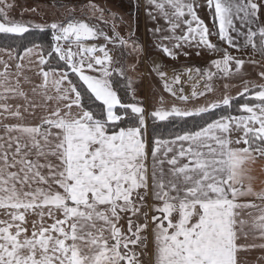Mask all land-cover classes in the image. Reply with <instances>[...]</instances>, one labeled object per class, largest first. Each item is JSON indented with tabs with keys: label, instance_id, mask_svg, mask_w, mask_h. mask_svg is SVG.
<instances>
[{
	"label": "snow or ice",
	"instance_id": "6c2138e0",
	"mask_svg": "<svg viewBox=\"0 0 264 264\" xmlns=\"http://www.w3.org/2000/svg\"><path fill=\"white\" fill-rule=\"evenodd\" d=\"M141 7L159 57L98 0L51 19L0 0V264H247L264 251V189L247 167L264 160V0H131L134 21ZM34 33L51 40L16 43ZM126 49L151 59V107ZM193 52L210 59L180 63Z\"/></svg>",
	"mask_w": 264,
	"mask_h": 264
},
{
	"label": "crops",
	"instance_id": "0c3cea01",
	"mask_svg": "<svg viewBox=\"0 0 264 264\" xmlns=\"http://www.w3.org/2000/svg\"><path fill=\"white\" fill-rule=\"evenodd\" d=\"M98 2L103 4L105 7L109 8L111 12L116 13L117 15H122L124 17L123 23L119 21L117 22L118 29L123 35L126 36L128 34L129 25H131L135 29L136 37L139 39L140 43H141V37L143 40L147 38V40L150 41L151 50L150 49L147 50V54L149 56L151 55V56L159 57V53L155 52L154 49L152 48V43H153L152 36L150 33L147 32L149 21L145 17L143 7H141L139 11L140 18L137 17V19L134 21L133 19L130 18V13H129L131 0H125V1L98 0ZM124 2L126 3V7L123 6V4H125ZM201 15L202 18L205 19V22L210 26L212 23L211 19L209 17L204 16L203 13H201ZM104 30L110 33V27L104 28ZM143 45H145V43ZM109 47L111 48L112 46L109 45ZM142 53L143 52H141V54ZM113 54L116 55L117 53L114 51ZM134 57H135L134 52H132L131 49H126L124 51V62L126 61L125 65L127 66L135 65V63L137 62V58ZM208 59H210V57L207 55L201 58V57H197L193 52V55L189 59H187V61L185 60V58L180 59V63L200 66V65H205ZM163 62L166 64L172 63L171 61H167V60H163ZM221 86L222 84H217V87H221ZM247 167L250 169L249 174L255 177V179L253 180L254 190L260 191L264 189V160H257L256 163L249 164L247 165ZM255 203L258 205H264V201H260V200H256ZM261 258H264V251H261L259 249L253 250L250 253H248L245 257H242V259H245L247 261V264H264V259Z\"/></svg>",
	"mask_w": 264,
	"mask_h": 264
},
{
	"label": "rangeland",
	"instance_id": "374dc122",
	"mask_svg": "<svg viewBox=\"0 0 264 264\" xmlns=\"http://www.w3.org/2000/svg\"><path fill=\"white\" fill-rule=\"evenodd\" d=\"M66 2L77 3L78 0H15V8L13 11V15L16 18H20L21 13H23L24 18H26V19L38 18L37 13H33L31 11H26V9L36 8V9H38L39 15H44L47 18L51 19V18H53L54 15H64V7L56 8V7H53V5L54 4L65 5ZM79 2H87V0H79ZM123 6L126 7V3L123 4ZM66 11L68 13V10H66ZM138 17L140 18V13H138ZM151 26H152V24L149 21L148 28ZM141 43L142 44L145 43L146 51L149 49L151 50V44H150V41L147 40V38H145L143 40L141 37ZM140 54L141 53H134V56L137 59L139 58L143 62H141L139 64H137V62H136L135 63L136 70L135 71L130 70V71H128L127 74L134 78V80L136 82L137 89H138V96L140 98H143L145 100L146 104L149 107H151V105L154 103L153 93L158 91V86H157V83H156L154 77L149 75V69L151 68V59H145L144 53H142L141 56H140ZM149 57H151V55ZM183 58H184L183 56L180 57V59H183ZM124 63H126V61ZM125 67L128 68L129 66L125 65ZM245 71H246V73H251L254 76L256 70L253 69L252 67H248L245 69ZM238 91H239V87H234V88L230 89V93L233 96H236V93ZM219 95H220V93L217 92L216 96H219ZM166 100L168 103H171V100L167 99V95H166ZM148 251H149V254L152 251L151 244L149 245Z\"/></svg>",
	"mask_w": 264,
	"mask_h": 264
},
{
	"label": "trees",
	"instance_id": "16d2710c",
	"mask_svg": "<svg viewBox=\"0 0 264 264\" xmlns=\"http://www.w3.org/2000/svg\"><path fill=\"white\" fill-rule=\"evenodd\" d=\"M120 1H125V0H120ZM72 4H75V2H66L65 5H67L68 7H64V14H67L66 10H69V8L71 7ZM51 40V36L50 34H41V33H34L31 36L26 37L24 40H17L16 43L17 44H29V41H34V42H41L44 43L45 45ZM11 43V41L3 38L2 36H0V45L3 44H8ZM123 94V93H121ZM235 97V96H234ZM239 106V98L236 99V102L233 105V108L231 110L232 114H239L237 112V108ZM217 115H219V113H217ZM193 122L189 121V123L187 125H178L177 128L179 127H186V128H190L192 126ZM172 129H160L159 131L163 132L165 135H167L168 131H171Z\"/></svg>",
	"mask_w": 264,
	"mask_h": 264
}]
</instances>
